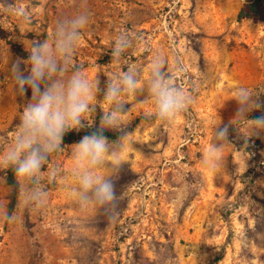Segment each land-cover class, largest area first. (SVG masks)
Segmentation results:
<instances>
[{"label":"rangeland","instance_id":"1","mask_svg":"<svg viewBox=\"0 0 264 264\" xmlns=\"http://www.w3.org/2000/svg\"><path fill=\"white\" fill-rule=\"evenodd\" d=\"M11 2L26 9L29 19L0 7L6 36L0 40V150L31 98V89L26 97L14 91L12 65L27 58L13 46L29 56L31 45L45 41L56 21L81 5V0ZM246 3L88 0L90 22L75 63L89 78L98 76L103 84L132 66L146 80L152 58L166 55L167 71L193 102L167 124L146 118V94L130 98L126 163L113 176L115 206L82 211L69 198L71 181L45 180L50 198L42 212L15 206L20 219L0 223V264H264V138L245 137L246 125L232 120L238 87L264 101V21H239ZM120 34L132 44L116 60L111 49ZM97 101L89 128L99 126L104 112L102 96ZM259 115L254 111L248 118ZM230 120L223 167L211 173L201 166L202 153L212 126ZM72 144H64L65 151L54 154L47 167L66 172ZM9 194L7 171H0V204L8 210Z\"/></svg>","mask_w":264,"mask_h":264},{"label":"clouds","instance_id":"2","mask_svg":"<svg viewBox=\"0 0 264 264\" xmlns=\"http://www.w3.org/2000/svg\"><path fill=\"white\" fill-rule=\"evenodd\" d=\"M0 7L23 20L29 19L28 11L11 0H5ZM89 22L88 0H81L79 11L58 19L51 35L42 43L31 45L26 60H17L12 65L16 95L26 97L31 89V98L20 113L14 136L0 150V171L11 170L14 174L19 193L17 209L42 212L50 198L44 181L55 184L58 177L75 185L69 198L82 211L114 207L118 198L113 176L126 163L125 141L129 133L125 117L130 111V98L146 94L143 103L150 105L146 118L167 124L185 113L193 102L192 95L175 84L167 71L166 55L152 58L146 80H141L139 70L132 66L103 84L98 76L89 78L75 63ZM131 44L126 34H120L114 40L112 58L118 60ZM175 55L177 67L184 71L179 55ZM21 64L27 67L22 69ZM98 95L104 105L99 126L70 145L71 163L66 172L47 167L54 154L65 151L66 134L92 126L89 118L97 110ZM233 99L237 108L232 120L246 125L245 137L264 138V101L244 86L237 88ZM254 111H260L261 115L249 119ZM231 123L230 120L223 126H212L211 140L200 161L211 173L223 167ZM106 131L115 132L117 138L109 140ZM19 219L15 210L0 204V223L14 225Z\"/></svg>","mask_w":264,"mask_h":264},{"label":"trees","instance_id":"3","mask_svg":"<svg viewBox=\"0 0 264 264\" xmlns=\"http://www.w3.org/2000/svg\"><path fill=\"white\" fill-rule=\"evenodd\" d=\"M239 21L245 19H251L255 21H264V0H247L246 5L238 14ZM6 39L5 32L0 29V40ZM16 53L22 56L23 58H28V54L26 51L22 50L18 46H13ZM95 128H86L79 132L72 131L65 135L64 144H72L74 142L79 141L84 135L91 134ZM109 140H114L117 138V134L113 131H106L104 133ZM7 184L10 187L9 194V210H14L17 200H18V189L16 187V181L14 178V174L11 170L7 171Z\"/></svg>","mask_w":264,"mask_h":264}]
</instances>
